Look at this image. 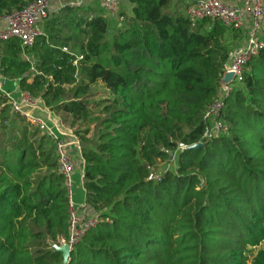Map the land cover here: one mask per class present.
I'll return each instance as SVG.
<instances>
[{
  "label": "trees",
  "instance_id": "1",
  "mask_svg": "<svg viewBox=\"0 0 264 264\" xmlns=\"http://www.w3.org/2000/svg\"><path fill=\"white\" fill-rule=\"evenodd\" d=\"M34 1L0 0V16ZM124 2L115 24L67 5L32 46L0 42L1 77L93 124L94 142L77 140L98 219L64 263L54 246L69 236V198L53 143L0 94V264H264V48L206 119L240 32L175 0ZM97 84L107 96L89 102Z\"/></svg>",
  "mask_w": 264,
  "mask_h": 264
},
{
  "label": "built area",
  "instance_id": "2",
  "mask_svg": "<svg viewBox=\"0 0 264 264\" xmlns=\"http://www.w3.org/2000/svg\"><path fill=\"white\" fill-rule=\"evenodd\" d=\"M101 6L110 15L117 16L121 11V0H102ZM50 12V0H36L22 11H12L0 16V23H2L0 42L18 39L22 46H32L36 37L41 34L42 24ZM186 13L193 19H210L220 22L231 30L244 31V38L240 46L229 52L223 69V75L233 74V81L240 77L243 66L258 56L260 50L264 48V43L261 40V36L264 34V0H234L232 2L194 0L187 7ZM232 82L225 88H220L218 100L206 112V119L217 117L222 106L221 99L231 91ZM7 83L8 80L0 76V94L7 99L11 113L36 127L54 143L59 173L64 177L69 198V236L67 240H60L59 246L67 245L71 251L85 233L98 223L96 216L78 213L74 206L71 184L76 160L70 151L71 144L66 143L61 137V127L58 122H49L38 115L37 112L45 111L41 102L33 100L27 93L21 92L15 83L11 84L14 85L17 96H11L4 90ZM211 124L208 128V133H210L208 135L218 134L219 123L214 120ZM78 155V163L82 167L83 160L79 150ZM149 179H158V177L151 175Z\"/></svg>",
  "mask_w": 264,
  "mask_h": 264
},
{
  "label": "rangeland",
  "instance_id": "3",
  "mask_svg": "<svg viewBox=\"0 0 264 264\" xmlns=\"http://www.w3.org/2000/svg\"><path fill=\"white\" fill-rule=\"evenodd\" d=\"M176 1V0H175ZM101 2L102 0H92V2L90 3V5L86 6V9L90 8V9H97V12L106 16L112 24H115V19L114 16L110 15L109 13H107L101 6ZM178 4H179V8L181 10L185 9L186 4L182 1V0H177ZM122 11V8H120ZM240 32V41H242L243 37H244V31H239ZM263 40V39H262ZM264 43V42H263ZM231 88H235L238 86V80L236 79L231 85ZM4 90L9 92V94H11V96L16 97V89L15 87L11 84V82L8 81V83L4 86ZM107 96V91L106 89H104V87L101 84H97L95 86H91L89 89V102H96L98 100H102ZM47 112L46 110L44 111V113ZM12 114V113H11ZM51 115V114H50ZM55 115H59L60 116V120H61V128H63L64 130L67 129L69 130V133L73 136H75L76 138H87L90 142H94L95 140V132L93 124L89 123V122H75L73 121V119L68 116V115H64V114H55ZM19 117V116H18ZM93 117H100V115H98L97 111H94V115ZM17 121L20 122V117L19 120L17 119ZM26 122V121H25ZM28 123V122H27ZM19 124V123H16ZM29 124V123H28ZM30 129H37L36 127H34L33 125L30 124ZM38 130V129H37ZM38 132L40 134H42L39 130ZM49 140H51L49 138ZM52 141V140H51ZM53 143V141H52ZM53 145V150H54V155L56 157V161H57V154L55 153V147H54V143ZM78 162V161H77ZM58 167V165H57ZM164 167V165H160V168ZM59 172V169H58ZM74 172V170H73ZM71 189L72 192L74 194V179L72 177V184H71ZM75 197V196H74ZM257 252V249H252V252L250 254H248V263L250 262L251 258L255 255V253Z\"/></svg>",
  "mask_w": 264,
  "mask_h": 264
},
{
  "label": "crops",
  "instance_id": "4",
  "mask_svg": "<svg viewBox=\"0 0 264 264\" xmlns=\"http://www.w3.org/2000/svg\"><path fill=\"white\" fill-rule=\"evenodd\" d=\"M182 1L186 4V6H189L194 0H182ZM226 1L232 2L234 0H226ZM91 2L92 0H50V11L51 12L56 11L59 8L63 6H67V5L87 6V5H90ZM121 8L124 13L128 14V7L126 6V3L124 2V0H121ZM1 26H2V23H0V27ZM37 113L38 115H40L42 118L46 119L49 122H58L59 124L61 123L59 115H55L49 112H45V113L37 112ZM60 127H62L61 124H60ZM61 133H62L61 137L65 140V142L68 143L69 145L71 144L70 151L73 153V156L76 160V165H75L74 172L72 175L74 179V189H75L74 194L72 192L74 206L76 210L78 211V213L91 214V210L85 206V192L83 190V185H82V169H81V165H79L78 163L79 162L78 161V157H79L78 150L80 149L79 142L77 140L78 138L71 135L69 133V130L67 129L64 130L63 128H61Z\"/></svg>",
  "mask_w": 264,
  "mask_h": 264
},
{
  "label": "water",
  "instance_id": "5",
  "mask_svg": "<svg viewBox=\"0 0 264 264\" xmlns=\"http://www.w3.org/2000/svg\"><path fill=\"white\" fill-rule=\"evenodd\" d=\"M234 79V76L232 73H226L222 76L219 86L220 88H225L227 85H229ZM54 249L62 254L63 262L67 263L70 249L67 245H61V246H54Z\"/></svg>",
  "mask_w": 264,
  "mask_h": 264
}]
</instances>
